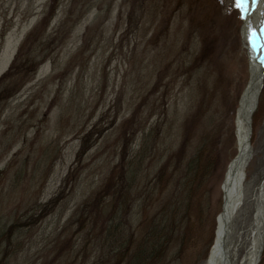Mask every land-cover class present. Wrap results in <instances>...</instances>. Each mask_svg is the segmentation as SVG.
<instances>
[{"label": "rangeland", "instance_id": "374dc122", "mask_svg": "<svg viewBox=\"0 0 264 264\" xmlns=\"http://www.w3.org/2000/svg\"><path fill=\"white\" fill-rule=\"evenodd\" d=\"M231 2L0 0V76L22 45L35 60L0 84V91L4 84L10 90L0 94V228L14 216L23 222L15 255L14 231L9 237L8 264L100 259L102 220L89 225L77 207L96 187L122 177L137 151L144 158L140 179L154 176L163 134L168 153L184 145L189 154L204 141L215 156L214 172L195 198L201 222L170 264L204 262L249 73ZM250 145L246 201L232 220V238L249 228L264 180V72ZM140 197L133 227L148 212ZM0 244L1 252L6 239ZM262 249L257 264H264V232Z\"/></svg>", "mask_w": 264, "mask_h": 264}, {"label": "trees", "instance_id": "16d2710c", "mask_svg": "<svg viewBox=\"0 0 264 264\" xmlns=\"http://www.w3.org/2000/svg\"><path fill=\"white\" fill-rule=\"evenodd\" d=\"M34 61L33 55L27 54L22 45L12 65L0 76V84L13 69H29ZM4 86L0 94L10 91ZM164 140L165 134L160 138L161 149L156 151L158 165L154 176L146 175L142 177L143 180L140 179L144 158L142 151H137L130 157L122 177L99 185L77 207L76 214L86 210L89 225L102 220L99 226L101 237L97 238L102 256L89 264H170L187 248L188 236L195 222H201L203 210L195 198L204 191L207 180L214 172L215 156L204 141L196 143L189 154L184 145L175 154L168 153L169 148L163 145ZM140 196H144L148 212L133 227L132 208ZM193 206L194 214L191 217ZM22 225L21 217L14 216V221L0 228V240L7 241L0 252V264H8L12 251L8 250L11 243L9 237L13 231L14 255L21 250L23 244L19 237ZM212 237L213 234L208 238L207 249ZM92 245L97 247L96 242H92ZM170 254L173 258L168 260Z\"/></svg>", "mask_w": 264, "mask_h": 264}, {"label": "bare ground", "instance_id": "6f19581e", "mask_svg": "<svg viewBox=\"0 0 264 264\" xmlns=\"http://www.w3.org/2000/svg\"><path fill=\"white\" fill-rule=\"evenodd\" d=\"M254 24L255 23L253 22L251 27L255 29V26H253ZM246 25L247 24L243 22L241 35L242 32H244V36L246 35L247 33ZM250 54L251 51L249 49V56ZM248 63H250V61H248ZM253 69H254L253 66L249 64L248 72L250 74L252 73ZM245 96H242L239 99L238 107L235 114V120H234L235 149L240 150L243 155L248 154L249 151L248 145L250 146V150H251L250 119L256 108L255 106L251 115L246 114L244 110V105L247 102V99ZM248 123L250 125V133L247 142L246 138H248V130H249ZM250 157L251 154L250 156H248L247 160L245 159L243 160V162H241L240 159V160H234L230 163L231 172L228 174L229 178L228 179L225 178L221 186L222 189L220 188L222 193L223 212L222 214H219L216 217L217 221L215 225V231H216L215 245L211 249L208 264H257L260 257V253H262L261 250H263L262 246H263V232H264L263 231L264 180L257 188L256 194L254 196L255 198L254 215L249 228H247V231L241 230L240 232H238V234H236L234 238H232V220L236 214L240 213L239 210L244 205L243 204L244 201H246L244 200L245 197L243 193V181L245 175V168L250 160ZM225 177H227V175ZM239 219L240 218H238V220Z\"/></svg>", "mask_w": 264, "mask_h": 264}, {"label": "water", "instance_id": "95a60500", "mask_svg": "<svg viewBox=\"0 0 264 264\" xmlns=\"http://www.w3.org/2000/svg\"><path fill=\"white\" fill-rule=\"evenodd\" d=\"M249 7L250 8L252 7L251 4L249 5ZM262 13H264V0H260V3L256 4L255 8L252 9L251 16L256 14L255 16L250 17L248 21H241L240 27H239L240 35H241L243 22H245L246 24L250 23L251 25L254 22L255 24L253 26H255V29L257 30V33L259 35L260 34L261 23L264 22V15H261ZM246 31L248 33V28L246 29ZM247 33L244 36V32H242V35L240 37V41H241V44H242L243 48L245 49L246 56H248L247 57V65L251 64L254 69L252 70L251 74L248 73V79L246 81V84H245L244 88L242 89V91H241V93L239 95L238 100L242 96L246 95L245 97L247 99V102L244 105V110H245L246 114H250L251 115L252 112H253V109L255 108L256 103H257V96H258V93H259V90H260V87H261V81H262L261 79H262V76H263L264 67L261 66V61H262V58H264V43H263V40L259 41L258 47L256 48L255 51H253L252 46L248 42ZM248 48L251 51L250 56H249V49ZM248 61H250V63H248ZM237 105H238V102H237ZM250 122H251V119H250ZM248 126H249V128H248L249 130H248V138H246L247 142H248L249 133H250V125H249V123H248ZM248 150H249L248 154L247 155H243L240 150L236 149L235 154L233 155L231 160L226 165V168H225V171H224V174H223V178H222V181H221V186H222V183L225 180V178H227V179L229 178L228 174L231 172V168H230L231 164L230 163L232 161H234V160H240L241 159V162H243V160H245V159L247 160L248 156H250V154H251V150H250V146L249 145H248ZM226 175H227V177H225ZM222 212H223V207H222V203H221L219 214H222ZM215 221H217L216 218H215ZM215 235H216V231L214 230V237H213V240H212V244L209 247V250L207 252V255H206L205 259H204V263L203 264H208V262H209L211 249L215 245Z\"/></svg>", "mask_w": 264, "mask_h": 264}, {"label": "snow or ice", "instance_id": "6c2138e0", "mask_svg": "<svg viewBox=\"0 0 264 264\" xmlns=\"http://www.w3.org/2000/svg\"><path fill=\"white\" fill-rule=\"evenodd\" d=\"M221 2H223V0H221ZM258 3H260V0H232L231 8L238 13V18L241 21H248L252 14V9H254ZM250 4L252 6L251 8L249 7ZM261 15H264V13ZM246 27L248 28V42L252 46L253 51H255L259 41L264 40V22L261 23L259 35L256 29L251 27L250 23H248ZM261 66L264 67V58H262Z\"/></svg>", "mask_w": 264, "mask_h": 264}]
</instances>
